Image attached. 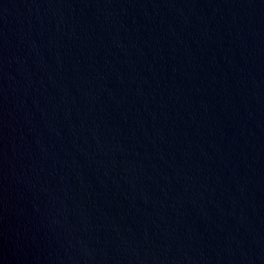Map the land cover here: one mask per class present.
<instances>
[{
  "label": "water",
  "instance_id": "water-1",
  "mask_svg": "<svg viewBox=\"0 0 264 264\" xmlns=\"http://www.w3.org/2000/svg\"><path fill=\"white\" fill-rule=\"evenodd\" d=\"M0 264H264V0H0Z\"/></svg>",
  "mask_w": 264,
  "mask_h": 264
}]
</instances>
